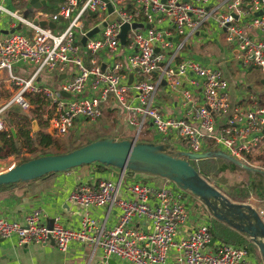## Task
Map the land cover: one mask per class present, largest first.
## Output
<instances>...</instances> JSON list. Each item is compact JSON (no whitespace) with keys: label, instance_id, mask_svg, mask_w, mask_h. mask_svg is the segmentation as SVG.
I'll use <instances>...</instances> for the list:
<instances>
[{"label":"built area","instance_id":"built-area-1","mask_svg":"<svg viewBox=\"0 0 264 264\" xmlns=\"http://www.w3.org/2000/svg\"><path fill=\"white\" fill-rule=\"evenodd\" d=\"M209 3L210 0H65L51 15L40 10L38 17L28 18L19 10L6 8L0 0V11L6 10L29 27V31L14 30L0 38V70L6 69L17 86L10 102L0 106V131L7 128L1 117L6 106L17 102L30 108L29 93L44 96L45 116L59 135L66 134L77 120H96L103 113L101 105L113 95L129 111L128 119L137 126V137L146 125L152 124L162 137L176 135L185 143L184 150L200 152L214 143L249 163L250 154L264 145V104H254L246 110L232 104L230 83L221 67L192 57H178L189 36L212 15L225 27L226 38L236 42L242 62L252 61L264 71V36L251 34L252 30L264 33V0ZM258 10L263 12L256 14ZM87 12L95 16L85 25ZM112 13L115 17H111ZM61 16L67 20L62 29L40 23ZM166 19L169 25L156 24ZM102 21L106 24L83 43V35ZM135 21L143 22V26H131L122 43V25ZM23 62L37 64L29 78L14 72L15 66ZM44 68L57 71V85L37 80ZM189 73L202 81L204 102L196 103L191 89L184 88L190 114L165 115L155 104L161 81L165 79L175 91ZM228 111L226 124L217 127V118ZM241 121L243 124L237 125ZM129 174L128 169H123L118 179L104 176L80 182L69 194L71 201L84 207L120 208L113 224L86 213L79 227L69 226L59 217L49 226L42 221V209L34 208L23 222L0 216V236L17 233L20 244L54 240L61 250H67L72 240H81L101 246L106 258L117 257L132 264H258L248 245L215 240L206 206L198 209L197 216L190 213L193 201L188 200V190L167 177L144 181L129 179ZM260 212L264 214V209Z\"/></svg>","mask_w":264,"mask_h":264},{"label":"crops","instance_id":"crops-1","mask_svg":"<svg viewBox=\"0 0 264 264\" xmlns=\"http://www.w3.org/2000/svg\"><path fill=\"white\" fill-rule=\"evenodd\" d=\"M65 0H49L46 5H50L53 2H56L58 6L63 3ZM218 0H210V3H216ZM1 3L8 9H16L19 10L24 16L28 18H36L38 17V13L40 10L48 12L50 15L58 10H45L42 7L35 8L30 3V0H1ZM209 3V4H210ZM50 20V18H49ZM52 20V19H51ZM55 22V28L62 29L67 20L64 17H60L57 20H53ZM157 25L159 26H167L169 25V21L162 20L157 21ZM14 27L16 30H25L29 31V27L25 24L21 23L19 20L13 18L6 10L0 11V38L6 35L8 32L6 30L12 29ZM252 35L255 36H264V33L256 30L251 31ZM221 36L225 41H229L226 38L225 27L221 26L216 18L212 15L208 17V19L204 22L200 28L195 31L191 36H189L185 47L180 50V54L178 60L184 57H192L195 58L205 64H211L215 66L221 67L224 75L229 80V92L232 100V104H237L242 107V109L246 110L252 107L254 104L263 105L264 104V71L261 68L259 78L253 76L255 79V90H253L254 86L251 84L240 83L238 79L239 70H243L245 72H250L254 68V64L252 61L249 64H246L241 59V52L235 41L232 42L230 48L226 50V57L222 56L220 51L218 50L217 41ZM177 36H173L174 40H177ZM257 38V37H256ZM191 53V54H190ZM37 65V64H36ZM35 66L32 62H23L19 63L15 66L14 72L19 75H33L36 69L32 72V67ZM44 70V69H43ZM42 70V71H43ZM42 71L37 75V80L47 82L51 85H57L60 80L56 77L51 76H42ZM50 72V71H48ZM52 71L51 73H53ZM184 88H190L193 93V99L196 103L204 102L205 92L202 86V81L200 78L194 74L189 73V78L184 79L182 86L178 90H172L170 86L166 83H160L156 96H155V104L162 110L165 115H177V116H188L190 113V103L184 102V96L182 90ZM17 91V86L13 80L9 78L8 71L6 69L0 70V106L10 102V99ZM33 95V93H29ZM28 94V95H29ZM111 100V102H110ZM113 100H115L116 104H113ZM133 102H137L136 98H132ZM46 105V104H45ZM120 107V104L116 101L114 96L112 95L109 101L103 106V114H112L116 112L117 115L121 116L118 113L117 108ZM45 108V107H44ZM14 109L17 112L30 113L31 109L24 108L20 103L11 102L9 103L4 111L1 113V117L6 121L7 128L10 127L11 119H10V110ZM26 109V110H25ZM123 110V119L125 120V124L128 122V117L130 116L129 111ZM229 112H226L217 118V127H222L227 122V118ZM3 113H7V116H3ZM43 117L40 118H32L36 119L38 122V128L36 130L32 127V133H36L38 131H44L52 134L54 137L62 136L55 132L53 126L49 123L48 119L45 116V109L43 111ZM100 115L98 118H100ZM97 118V119H98ZM96 119V120H97ZM84 119L77 120L79 124L82 123ZM95 121V120H94ZM93 121V122H94ZM90 122V121H89ZM243 122H239L237 125H242ZM15 128V127H14ZM83 128V123L81 124L80 129ZM116 132L113 134L105 133L102 135L113 136L116 138H124V137H133V135H116V134H132L133 128L128 126H120L117 123L110 127ZM154 126L152 124L147 125V130H144L139 136L142 135V140L147 141H155L154 139L161 138L165 141L156 142H170L179 147V139L176 135H169L167 137H162L160 134H154L152 129ZM16 131V128H15ZM138 136V137H139ZM134 137H137L136 134ZM137 139H140L138 138ZM153 137V140L151 138ZM2 142L0 141V146ZM212 144V143H211ZM211 144H208L206 148L210 147ZM218 147V146H217ZM185 148V147H183ZM187 148V147H186ZM205 148V149H206ZM258 149L264 150V145L259 147ZM257 149V150H258ZM256 151V150H255ZM14 154H10L8 156L0 155V171L8 168L6 166L7 159H10ZM264 159L263 155H260V158ZM7 158V159H6ZM252 160V157L250 158ZM262 159V160H263ZM260 166L264 167V160ZM121 169L113 166V165H100L98 162H92L89 164H83L80 166L73 167L69 171H59L47 174L45 176L36 178L30 182H25L21 184H16L11 188L0 190V216L8 218L10 220H18L23 222L26 214L34 208H40L43 211L42 221L52 226L56 217H59L63 222L72 227L81 226L82 215L88 213L89 215L100 219L101 221L106 220L108 224H113L117 222L118 215L121 211L120 208L116 206H112L109 210L107 205H91L88 207H84L78 205L69 199V194L75 188V186L84 181L92 182L101 177H111L114 179H118L120 175ZM131 175V174H129ZM143 175V174H141ZM133 179L135 175H132ZM144 176H140L139 179H143ZM145 178V177H144ZM156 178H160L157 175ZM154 178V179H156ZM138 179V178H134ZM152 179V180H154ZM146 181V180H144ZM149 181V180H148ZM123 192L126 194V189L123 188ZM257 197V196H256ZM198 198V197H197ZM258 198V197H257ZM199 199V198H198ZM260 201L258 209H264V201L261 198H258ZM201 202V200L199 199ZM203 203V202H202ZM202 203L192 202L198 210ZM191 204V205H192ZM200 204V205H199ZM204 207V205H203ZM203 209H201L202 211ZM210 213V212H209ZM211 221V225H217L220 221H217L215 217L210 213L209 217ZM223 222V221H222ZM215 223V224H214ZM225 223V222H223ZM227 224V223H225ZM229 225V224H227ZM230 226V225H229ZM232 229L238 231L237 229L230 226ZM240 235L244 238L247 237L246 234L238 231ZM214 238L217 242L226 241L225 237L214 235ZM247 239V238H246ZM232 242V241H229ZM238 243V242H234ZM242 244V243H240ZM250 245V244H249ZM252 245V244H251ZM255 246V245H254ZM257 249L258 247L255 246ZM255 248V249H256ZM254 253L255 257L258 259V264H264V259L261 254H257L252 248H250ZM259 252V249L257 250ZM110 258H113L116 263L115 264H132L124 259L117 257H108L106 258L103 253V249L99 245H95L94 243L84 242L81 240H72L69 243V247L67 250H61L54 240H49L45 242H29V243H19V236L17 233H12L9 236L2 237L0 236V264H92L94 262L106 261V264H111L109 262Z\"/></svg>","mask_w":264,"mask_h":264},{"label":"water","instance_id":"water-1","mask_svg":"<svg viewBox=\"0 0 264 264\" xmlns=\"http://www.w3.org/2000/svg\"><path fill=\"white\" fill-rule=\"evenodd\" d=\"M48 1L30 0V3L33 7L40 8ZM112 9L113 6L109 3V10ZM262 12V10H258L256 14ZM115 15L112 13L111 17H115ZM40 23L51 27L55 26V22L49 19L40 20ZM105 24L106 21H102L90 28L83 35L82 42L85 43L89 35L99 31ZM147 25L152 24L148 23ZM131 26H143V22L135 21L132 24L125 22L120 32L122 43L126 42L127 32ZM16 28L18 27L8 29L6 32H12ZM132 80L133 73H130L129 81ZM162 83H166V80L163 79ZM62 92L69 95L64 90ZM32 127L34 130L38 128L36 119H33ZM11 130L16 135L14 126H11ZM207 157L227 158L244 168L264 173V167L250 164L220 147L195 152L179 149L170 142L140 140L137 137L116 138L106 135L66 151L41 154L15 163L0 171V185L6 183L18 185L30 182L52 172L69 171L73 167L92 162L110 164L121 170L128 169L132 174L146 172L167 177L198 197L214 217L246 234L256 244L264 259V214L251 202L230 198L207 176L200 173L190 161V159ZM109 262L116 263L113 258H110Z\"/></svg>","mask_w":264,"mask_h":264},{"label":"trees","instance_id":"trees-1","mask_svg":"<svg viewBox=\"0 0 264 264\" xmlns=\"http://www.w3.org/2000/svg\"><path fill=\"white\" fill-rule=\"evenodd\" d=\"M58 7L59 6L56 2H53L50 5L43 6L45 10H56ZM94 16V12H87L84 18V24L88 25L89 23H91ZM28 97L31 104L30 108L32 107L30 113H20L17 112V110L11 109L9 112L11 119L10 127L0 131V141L2 142L0 146V155H25L17 163L41 154L52 153L51 151H45V149L51 145H60V141L48 132L38 131L36 133H32V118L35 117L40 120V118L43 117V111L45 109L44 107L47 102L44 96L38 93H35L33 95L29 94ZM11 126H14L16 128V135L11 130ZM101 136L103 135H98L94 139ZM210 147L213 146L210 145ZM39 149L43 151L35 156L26 155V152H34ZM251 157L252 156L250 155L249 159ZM190 161L200 171V173L207 176L216 186L221 189H223V187H221L223 183L229 182L225 175V171L229 169L244 170L245 177L240 182L228 183L230 189H223V191L225 190L224 192L227 193L230 198L237 201H246L250 195H255L264 201V173L244 168L243 166L233 162L232 160L223 157L190 159ZM99 164L107 165L104 163ZM15 185V183L1 184L0 190H5ZM215 234L218 235L216 231ZM225 239L227 241L246 244L250 248L252 247L249 244H253L256 246L254 242L250 243L246 238L240 235H231L229 238L226 237Z\"/></svg>","mask_w":264,"mask_h":264},{"label":"rangeland","instance_id":"rangeland-1","mask_svg":"<svg viewBox=\"0 0 264 264\" xmlns=\"http://www.w3.org/2000/svg\"><path fill=\"white\" fill-rule=\"evenodd\" d=\"M48 10L51 11L52 9H48ZM231 43L232 42H230V41H227V40L225 41L224 39H222L221 36L219 37V39L217 41V46H218V50L220 51L222 56L226 57V55H227L226 50H227V48L228 49L230 48ZM252 63L254 64V68L252 69V71L245 72L243 70H239L238 79H239L240 83H246L247 82V84H251L252 86H254L253 90H255L256 89L255 88V81H254L255 78L253 76H256V78H259V76H260L259 72L261 71L262 67L256 63H254V62H252ZM36 67H37V65L35 64V66L32 67V69H33L32 72L36 69ZM30 74L29 75H23V76L21 75V76L24 78H29ZM43 75L44 76H51V77L54 76L58 79V75H57L56 70L53 73H51V72H48L47 68H44V70L42 71V76ZM110 102H111V100H110ZM112 103L116 104L115 100H113ZM45 107H47V105H45ZM101 107H103V105H101ZM31 108H29V109H31ZM117 111L119 114H121V116L117 115L116 112H113L112 114H106V113L103 114L100 118H98L94 122L93 121L89 122V121L84 119L82 121V123H83L82 129H80L82 123L79 124V122L76 121L75 125L73 127H71L66 134H64L60 137H58V136L55 137L60 141V145L56 146V144H55V145L48 146L45 149V151H51V152L66 151V150L72 149L73 147L75 148L77 146L83 145V144L89 142L90 140L94 139L98 135H102L105 133L113 134V132H116V131L110 127H113V125L115 123H117L120 126H123V125L128 126L129 125L130 127L133 128L132 134L121 133V134H116V135H119V136L120 135H133V137H134L136 132H137V126L132 124L130 122V120H128V122L125 124V120L123 119V115H122L123 114L122 108L118 107ZM7 115H8L7 113H3V116H7ZM144 130H147V125L144 127ZM152 132L154 134L155 133L159 134V132L155 128L152 129ZM103 136H105V135H103ZM138 138H140V140H142L143 137L141 135ZM151 140H153V137L151 138ZM154 140L155 141H157V140L165 141L161 138H157ZM178 143H179V147H178L179 149H183V147H186L185 143H183L182 140L179 139ZM211 145L216 147V144H214V143ZM207 149L208 148H206L205 150H207ZM42 151L43 150L39 149V150H36L34 152H26V155L27 156H35V155L41 153ZM250 155L252 156V160L250 159V162H249L250 164L260 166V164L263 163V160H264L263 157L260 158V155L264 156V150L263 149H261V150L258 149L256 151H253ZM24 156H23V154H21V155H15L14 154L11 156L10 159L6 158L7 162H6V164H4L5 167L17 163ZM244 173H245V171L240 170V169H233V170L229 169V170L225 171V175H226L229 182L223 183L221 185V187H223V189H225V190L230 189L228 183L240 182L245 177ZM141 174H143V175H141ZM140 176H144L145 178L143 177V179L146 181H148V180L151 181L152 179L157 177L156 174H150V173H146V172H136L134 178L139 179ZM127 177L132 178L133 176L131 174V175H128ZM187 194L189 196L188 200L190 199V201H193V202L195 201V202L200 203V204L202 203L191 192L188 191ZM246 201L251 202L256 207H259V205H260V203H259L260 201L258 200V198L255 195H250ZM203 205H204V203H202L201 207ZM204 207H205V205H204ZM190 208H191L190 213L194 216H197V214L199 213V210L196 209L195 205L192 204ZM215 219L217 221H220V223L218 224V226L217 225L212 226V233L214 235H216L215 231L218 233L219 237L223 236L225 238L226 237L229 238L231 235L239 234L238 231L232 229L229 225L223 223L221 220L217 219L216 217H215ZM250 246L252 247V249L257 254L260 253L257 251L258 249L253 244L252 245L250 244Z\"/></svg>","mask_w":264,"mask_h":264},{"label":"flooded vegetation","instance_id":"flooded-vegetation-1","mask_svg":"<svg viewBox=\"0 0 264 264\" xmlns=\"http://www.w3.org/2000/svg\"><path fill=\"white\" fill-rule=\"evenodd\" d=\"M248 241L253 242L248 236L246 237Z\"/></svg>","mask_w":264,"mask_h":264}]
</instances>
